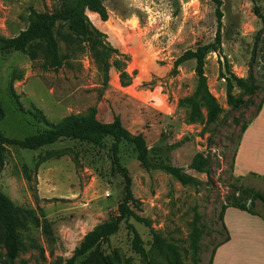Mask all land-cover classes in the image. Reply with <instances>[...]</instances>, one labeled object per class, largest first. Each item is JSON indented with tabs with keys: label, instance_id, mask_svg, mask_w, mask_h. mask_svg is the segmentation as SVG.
Masks as SVG:
<instances>
[{
	"label": "rangeland",
	"instance_id": "1",
	"mask_svg": "<svg viewBox=\"0 0 264 264\" xmlns=\"http://www.w3.org/2000/svg\"><path fill=\"white\" fill-rule=\"evenodd\" d=\"M55 4V0H0V33L16 35L26 27L31 7L52 10ZM102 4L107 11L105 21L86 10L75 27L82 47L77 55L67 57L66 43L58 38L63 58L58 69L42 67V53L35 60L18 51L0 54V102L5 111L0 131L24 138L49 129L66 115L85 114L93 106L101 121L118 115L132 135H144L151 160L162 158L183 167L199 184L184 185L160 169H144L132 144L121 141L118 156L129 169L132 193L138 201L135 210L148 223L129 218L100 250L115 264H142V257L132 248L127 227L131 223L150 258L168 264L153 238L156 232L162 242L176 246L184 264H196V259L208 264L211 249L223 238L216 230L222 228L219 212L231 184L264 192V176L246 174L240 166L236 172L241 177L233 173L240 126L252 118L264 91L253 97V105L234 111L219 75L226 57L235 75L245 77L251 72L264 85V0H103ZM216 7L222 13L221 54H207L204 73L223 112L217 124L205 128L206 106L199 101L198 113L193 114L194 103L188 100L196 84L195 60L176 66L175 61L185 50L213 40ZM100 40L117 49L110 53L107 80L102 72ZM116 59L118 68L113 65ZM233 91L241 95L237 88ZM36 110L47 121L36 117ZM256 121L264 124V117ZM111 143V137L92 133L34 148L7 147L0 190L10 197L18 214L21 250L13 264L65 260L89 230L117 214L123 183L112 167ZM197 151L210 157L203 172L189 167ZM254 154L256 161L263 157L256 149ZM45 156L49 157L42 161ZM243 164L247 167L246 161ZM253 208L264 215L261 201ZM194 227L201 231L197 255L191 244ZM3 254L0 245V258Z\"/></svg>",
	"mask_w": 264,
	"mask_h": 264
},
{
	"label": "trees",
	"instance_id": "2",
	"mask_svg": "<svg viewBox=\"0 0 264 264\" xmlns=\"http://www.w3.org/2000/svg\"><path fill=\"white\" fill-rule=\"evenodd\" d=\"M56 4L52 10L38 11L30 8L27 15V25L24 29L20 30L12 37L4 36L0 33V54L10 51H18L25 54L30 60L37 59L41 53L44 57L42 67L45 69H58L63 64V58L59 52L58 38L64 40L66 43L67 57L77 55L82 50L81 41L75 34V27L79 21L85 16V11L88 10L94 14H98L100 20L107 19V11L103 6V0H55ZM254 12L261 17L257 7ZM217 19V30L215 37L211 42L206 44H199L193 49L185 50L175 61V66L188 61L195 60V77L196 84L194 87L193 95L188 98L189 101L194 103L192 109L193 114L198 113L197 104L203 102L206 106V120L205 128L218 123L219 116L223 112L217 98L211 93L208 88L205 76V61L206 56L210 51L221 54V16L222 13L218 7L215 9ZM93 30L99 36L103 33L93 26ZM262 31L260 30L254 40L257 43ZM75 40H78L76 43ZM100 53L103 58L102 72L105 80L108 79V70L110 67V53L117 52V49L112 48L103 40L99 41ZM255 50H253L252 59H254ZM222 70L219 72L221 78L225 82L226 101L229 108L237 111L240 108H247L254 104L253 97L259 90L264 91V85L255 79L253 74L249 72L245 77H239L230 69L229 62L226 57H223ZM118 60L113 61V65L118 68ZM121 77L124 75L121 72ZM237 88L241 91V95L236 96L234 89ZM16 98L17 103L18 95L12 92ZM243 96H247L244 99ZM264 102V92L260 97L259 102L254 109L255 116L260 110ZM5 115L4 108L0 102V122ZM36 117L47 121L41 110H36ZM252 116V117H253ZM252 118L244 120L240 126V136L248 127ZM237 122L238 119H235ZM49 129L39 131L35 134L25 136L24 138L8 137L0 131V173L6 163V152L8 146L34 148L41 144L53 143L60 138H78L86 135L96 133L104 137H111V163L113 169L121 176L123 183V195L118 204L117 214L109 217L106 221L96 224L89 230L83 237L80 244L74 249L71 257L61 260L58 259L54 264H115L112 259L104 255L100 250V245L107 241L109 237L115 234L122 222L133 218L140 223H148L146 218L141 216L135 210L138 208V201L134 197L131 189V176L124 165L121 164L118 151L119 144L125 140L132 144L136 159L139 164L146 170L160 169L167 174L175 177L181 184H199L198 179L187 173L183 167L175 166L166 162L164 159L158 160L150 159L151 148L148 147L144 135L142 133L133 134L123 126L121 119L115 115L111 121H101L97 118L96 107H89L85 114H69L64 116L56 124H50ZM181 142H175L169 145V148H174ZM237 143V144H238ZM49 155V154H48ZM45 156L42 161L48 158ZM210 165V157L204 155L202 152L197 151L189 164V167L196 171L203 172ZM257 201L264 203V192L257 190L250 186L241 184H231L230 191L224 197V204L221 205L219 212V219L222 222V228L216 231L220 233L223 238L220 239L215 246L211 249V256L208 264H212V258L217 246L229 239L228 230L223 223V211L227 206L235 207L245 210L251 214H257L253 208ZM127 227L132 233V248L142 257V264H165L158 262L148 256L147 251L142 245L139 233L133 224L128 223ZM47 232L50 234V227H47ZM153 238L158 245L161 253H165L168 259V264H184L179 256L177 248L174 244L169 242H162L158 233L153 232ZM201 238V231L194 227L191 244L192 249L197 255L199 251L198 241ZM0 245L4 247V254L0 258V264H13L21 250L20 236L18 232V214L13 201L8 195L0 190ZM200 260L196 259V264Z\"/></svg>",
	"mask_w": 264,
	"mask_h": 264
},
{
	"label": "crops",
	"instance_id": "3",
	"mask_svg": "<svg viewBox=\"0 0 264 264\" xmlns=\"http://www.w3.org/2000/svg\"><path fill=\"white\" fill-rule=\"evenodd\" d=\"M263 117L264 102L237 144L234 155L235 177H241L236 172L238 166L246 174L264 176V124L256 121ZM256 124L260 126L259 130ZM255 149L261 152L259 156L263 155L258 161L255 159ZM243 161H246L247 167ZM223 223L228 230L229 239L216 247L212 264H264V215L258 211L257 214H251L227 206L223 211Z\"/></svg>",
	"mask_w": 264,
	"mask_h": 264
}]
</instances>
